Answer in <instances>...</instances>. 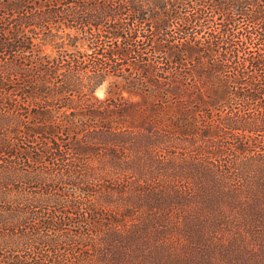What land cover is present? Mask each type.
I'll list each match as a JSON object with an SVG mask.
<instances>
[{
    "label": "trees",
    "instance_id": "trees-1",
    "mask_svg": "<svg viewBox=\"0 0 264 264\" xmlns=\"http://www.w3.org/2000/svg\"><path fill=\"white\" fill-rule=\"evenodd\" d=\"M137 1L0 0V264L55 263L53 253L40 258L43 247L60 246L43 231L85 227L88 217L103 234L86 227L67 240L101 238L93 247L99 264H264V9L257 0H199L193 16L160 7L166 0H148L158 10L144 12ZM212 15L227 22L210 28ZM239 19L247 23L242 29ZM65 29L84 33L81 41L97 55L92 85L119 60H146L142 44L150 43V70L166 85L145 91L142 125L121 102L83 100L82 62L35 50L34 37L55 43ZM191 85L196 100L182 103V86ZM17 93L30 100L31 112H21ZM127 114V126H111L113 116L124 121ZM61 135L67 143L57 142ZM47 177L75 191L24 196L33 209L20 207L17 192L42 191L33 184ZM243 182L250 196L261 193L255 203L240 202L233 185ZM34 208L50 212L40 230L30 226L39 218Z\"/></svg>",
    "mask_w": 264,
    "mask_h": 264
},
{
    "label": "rangeland",
    "instance_id": "rangeland-1",
    "mask_svg": "<svg viewBox=\"0 0 264 264\" xmlns=\"http://www.w3.org/2000/svg\"><path fill=\"white\" fill-rule=\"evenodd\" d=\"M137 1V0H136ZM249 1V0H248ZM260 8L264 9V0H257L256 2ZM137 5L144 11V12H151V10H158L157 5L153 4V2L148 1V0H139L137 1ZM203 4L199 1V0H166L164 3L161 4L160 7H164V9L168 10V11H176V12H186V13H190V15L195 16L194 14L196 13V11L199 12V9L202 8ZM162 11H155V13L161 15ZM158 15V17H159ZM211 19L213 20V24H211L212 26H210V28H215V27H220L224 22H227V20H224L222 16H215L212 15ZM154 21V19H153ZM237 27H240L239 29H242L243 27H245L247 25L246 21H242L241 19H239V21H236ZM148 23H150V20H148ZM206 23V22H204ZM173 24L175 25V22H173ZM149 26H146L145 28H147ZM175 27V26H174ZM174 27L172 26L171 31L174 32ZM216 29V28H215ZM238 29V30H239ZM147 32V31H146ZM69 34V37L66 36L65 34ZM148 33V32H147ZM61 39H58L55 41V43L53 42H47V41H42L40 40L38 37H34L33 41L35 44V50L39 49L40 52L47 54V56L51 57V58H58V59H66V60H70L71 57L77 59L79 62H82L87 68V74L84 75L81 81V86L79 87V92L80 94H83V100L86 101L89 100L88 102H91L92 104H96L98 103V101H104L105 103H123V106L127 109V111H132V108L134 109L135 112H131V120L137 125H142L141 123V118L140 115L137 116V112L144 110V106H146L148 104V99H146L144 96L145 91H161L159 89L164 88L163 85H166L165 82L160 83L156 77L153 75V72L150 70L151 68V63L154 61V58L152 56V53L150 51L151 49V45L150 43H143L142 47H144V54L143 57L146 60H141V58L135 57L134 55H130L125 59L119 60L117 63V65L115 66V70H112L111 68H106L104 72H102L103 74H101V77L99 78V81L96 85H92L91 80H89V78H91L93 76V72L92 69L90 67V63H92V60L95 59V57L97 55L94 54V51H92V49H86V42H82L80 37H86V35H84V33H79L76 32L75 30H70V29H65V31H63V33H60ZM200 35H197L196 37H198L199 39L201 37H199ZM205 36V35H204ZM107 41V45L110 46H114L116 45V43L114 42V40H110V39H106ZM141 42H143V40H139ZM122 42V41H121ZM85 43V44H84ZM147 44V45H146ZM259 48H261L260 45ZM90 47V46H89ZM92 47H94L92 45ZM247 54H255L256 52V48L252 45H250L247 49ZM160 60L162 62H164V64H160V69L164 72V71H168L169 70V65L166 64L168 63V59L166 58V54H164L162 56V58H160ZM159 60V61H160ZM148 61V62H145ZM186 65L184 66L186 70H188L190 67V61L187 59V62H185ZM136 65V66H134ZM155 65V64H153ZM90 69V70H89ZM108 69V70H107ZM190 72V71H189ZM189 72L187 73V75H190ZM261 72V71H259ZM16 83L19 84H23L22 81H16ZM137 83V84H136ZM190 83V82H188ZM194 85L191 86H182L183 87V92H181L182 98H179L180 100H182V103H186L187 101L192 100V102H188V103H193V101H195V88H191ZM191 88V90H190ZM194 90V92H192ZM76 98V95H74ZM189 97H191L189 99ZM16 98V101H20V108L22 109L21 112L22 113H28L31 112V108H33L31 106V102L30 100H27V98L25 97H20L17 95L14 97ZM97 100V101H96ZM154 99H149V101L151 103H153ZM188 105V104H187ZM186 105V106H187ZM24 116V115H23ZM105 117H110L112 116L110 112H106V114L104 115ZM68 119L65 116H60L57 119L58 120H63V119ZM125 120L123 121V119H118L115 116L112 117V127H119L120 123H124L123 125L127 126L126 124L129 123L130 118L127 114V117L124 118ZM164 120L167 122V119L164 118ZM123 121V122H122ZM103 125L104 126H108V123H106L105 121H103ZM99 125V124H98ZM138 128V127H136ZM105 129V128H104ZM100 134V133H99ZM101 135V134H100ZM137 137V136H136ZM63 140V142H62ZM57 141V140H56ZM61 141L62 144L67 143V136L66 135H61L60 136V140H58L57 142L59 143ZM84 139L78 138L74 141L70 142V145L75 146L78 143H83ZM175 142H166V146H170L172 144H174ZM69 146V145H67ZM170 149V148H169ZM103 151H105V149H101ZM167 150V149H166ZM174 151H177V148L174 149ZM72 158V157H69ZM105 162L106 163V158L100 159L98 160L96 158V160H94L95 164L98 162ZM109 164H104L103 168H105L106 166H108ZM35 168V166H34ZM39 168L40 170H44L46 167L45 166H39L36 167ZM253 175V173H252ZM130 179H133L135 176L130 174ZM56 177H47L45 179V182H41V184H33L34 186H38L41 185V190H37L36 188H24L21 189L20 191H18L17 193H19L20 195H22L21 198H19V202L20 203V207H23V209L27 210V209H31L32 207L29 204H25L23 201L25 200V197H28L29 199L33 196H41L43 193H50V195H52L53 199H56L57 195L61 194L63 195L62 197H64L66 194L73 193L72 190H74L73 188H71L70 186L66 185L63 187V184H59V183H54L55 180H53ZM72 181V180H71ZM134 181V180H133ZM49 185H51L53 188L55 187V190H52V192L49 189ZM150 186H156V183H150ZM148 185V186H149ZM47 187V189L50 192H45V187ZM120 184H115L114 183V187H120ZM159 186V185H158ZM60 189V190H59ZM65 189V193H61V191ZM233 189H237V191L241 192V198L244 201H240L241 203L244 204H248L249 203H255L257 198L255 197L257 194H259L261 196V193H257L255 194V196H250L249 195V189L250 188H244V182L243 183H235L233 185ZM75 191V190H74ZM55 196H54V195ZM100 194H102L100 192ZM60 195V196H61ZM98 195V194H97ZM100 197V196H99ZM114 197V196H112ZM17 199H14V201ZM82 202H84V204L86 205V202L84 199H82ZM113 203V202H112ZM111 204V203H110ZM17 207V206H15ZM51 204H48V206H46L45 208H50ZM124 207V206H122ZM33 209V208H32ZM37 211V214L39 215L38 220L36 221V223H34L33 225L30 224V226H33L34 228L40 230L39 228L43 227L42 223L45 219V216L47 215V213H50L47 209H39V208H34ZM58 209V208H57ZM85 209L83 208L82 210L78 211V215H76L75 218L79 219V216L83 214V211ZM52 211V208H51ZM123 213V212H122ZM138 213V212H137ZM137 213H132L130 215L131 216H137ZM57 215H59V217L62 215H60L59 213H56ZM55 214V215H56ZM88 219H90V217H88ZM87 219V223L86 226L84 225V223H80L81 225L85 226V227H74V226H63L64 228L58 231L55 230H45L43 232L47 233V235L51 236L52 239H56L59 240L58 243H60L59 247H55L52 249V247H43V251L42 252V260L46 257H48V255L52 256L55 255V259L56 262L53 264H99L98 262V258L97 256L94 257V253L95 250H93L94 245L96 243L101 244V238L100 240H95L96 242L93 244H83V245H76L75 243H71V241H68L67 239H69L70 237L72 238V235L75 234V231H80V230H86V227H89L90 229H95L97 230V236L102 235L103 233H101L98 230H102L103 226L101 227H96L95 223H93L92 221L88 222ZM244 223V222H243ZM36 224V225H35ZM99 228V229H98ZM241 232V230H239ZM227 235V234H225ZM62 236H65V238H62ZM229 237V236H228ZM251 237V239L253 240L252 236H247V239L249 240ZM248 240H246V243L249 242ZM90 243V241H88ZM87 242V243H88ZM92 242V241H91ZM52 251V252H51ZM25 253H21V255H24ZM40 256V255H39ZM38 256V257H39ZM81 258H83L84 260H81ZM51 263V261L49 262Z\"/></svg>",
    "mask_w": 264,
    "mask_h": 264
}]
</instances>
